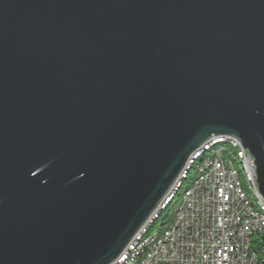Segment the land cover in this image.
Wrapping results in <instances>:
<instances>
[{
    "label": "water",
    "instance_id": "water-1",
    "mask_svg": "<svg viewBox=\"0 0 264 264\" xmlns=\"http://www.w3.org/2000/svg\"><path fill=\"white\" fill-rule=\"evenodd\" d=\"M214 136L264 197V0H0V264H113Z\"/></svg>",
    "mask_w": 264,
    "mask_h": 264
},
{
    "label": "built area",
    "instance_id": "built-area-1",
    "mask_svg": "<svg viewBox=\"0 0 264 264\" xmlns=\"http://www.w3.org/2000/svg\"><path fill=\"white\" fill-rule=\"evenodd\" d=\"M212 140L214 137L207 144ZM236 141L237 147H243L239 140ZM198 150L200 148L195 152ZM243 150L252 172L257 171L254 157L244 147ZM195 152L189 160L195 158ZM207 161H215L212 174L206 178L195 177L193 195L187 197V210H183L181 215H174L170 225L164 228L167 239L147 255L144 264H255L254 250L248 249V238H255L260 246H264V241H260L256 220L241 222V215H253V212L242 213V206L245 205L238 190L234 152L222 149L210 154L204 162ZM253 186L259 187L257 181H253ZM262 207L264 209L263 196ZM154 217L155 213L151 218ZM145 228L146 224L140 231ZM140 231L134 238L140 235ZM134 238L113 264H119L120 258L125 257V251L133 246Z\"/></svg>",
    "mask_w": 264,
    "mask_h": 264
},
{
    "label": "bare ground",
    "instance_id": "bare-ground-1",
    "mask_svg": "<svg viewBox=\"0 0 264 264\" xmlns=\"http://www.w3.org/2000/svg\"><path fill=\"white\" fill-rule=\"evenodd\" d=\"M222 149L228 150V152H234V166H236L237 170L238 190H240L241 201L245 205L242 206V213L253 212V215H241V222H254L256 220L257 233H260V241H264V209L262 207V196L259 193V187L253 186V181H257V171L252 172V168H250L249 162L246 160V152L243 150V147H237L236 139H221V136H214V140L210 141L209 144L206 142L202 145L200 150L195 152V158L187 162L180 177V182L175 186L171 197L155 212V217L150 218L146 222L145 230L140 231V235L134 238L133 246L129 247L128 251H125V257L120 258L119 264H129V259H132L131 264H144L147 255H150V252L154 251L158 244H163L164 239H167V230L165 229L152 234L153 230L151 229L154 223L159 218L161 212L166 210L175 200L176 195H180V202L178 201L179 206L175 215H181L183 214V210H187V197L193 195L195 177H210L213 168H215V161H204L210 158V154H216ZM200 166L201 168L198 169ZM184 184H187L186 188H183ZM244 185L248 186V191L244 189ZM254 243L255 238H248V249H253ZM254 261L257 264L258 258L256 252H254Z\"/></svg>",
    "mask_w": 264,
    "mask_h": 264
},
{
    "label": "trees",
    "instance_id": "trees-1",
    "mask_svg": "<svg viewBox=\"0 0 264 264\" xmlns=\"http://www.w3.org/2000/svg\"><path fill=\"white\" fill-rule=\"evenodd\" d=\"M187 184H184L183 188H186ZM177 196L178 195H176L175 200L171 203V205H169L166 208V210L161 212L159 218L156 220V222L154 223V226L151 230L154 231V230H157L159 228L158 232L163 231V230H165L164 228H167L170 225V223L172 222L174 215L177 211V208L179 206L178 201L180 202V195L178 197ZM176 198L177 199L179 198V200H177ZM176 202L178 203V205ZM253 250H254V252L257 253V258H258L257 264H264V246H260L258 243V240L255 241Z\"/></svg>",
    "mask_w": 264,
    "mask_h": 264
},
{
    "label": "rangeland",
    "instance_id": "rangeland-1",
    "mask_svg": "<svg viewBox=\"0 0 264 264\" xmlns=\"http://www.w3.org/2000/svg\"><path fill=\"white\" fill-rule=\"evenodd\" d=\"M244 189L246 190V191H248V186L247 185H244ZM158 232V229L157 230H154L153 232H152V234H155V233H157Z\"/></svg>",
    "mask_w": 264,
    "mask_h": 264
}]
</instances>
